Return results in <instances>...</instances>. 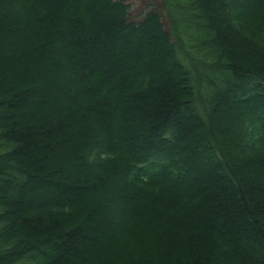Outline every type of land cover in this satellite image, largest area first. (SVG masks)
I'll return each instance as SVG.
<instances>
[{
    "label": "trees",
    "instance_id": "obj_1",
    "mask_svg": "<svg viewBox=\"0 0 264 264\" xmlns=\"http://www.w3.org/2000/svg\"><path fill=\"white\" fill-rule=\"evenodd\" d=\"M0 0V264H264V0Z\"/></svg>",
    "mask_w": 264,
    "mask_h": 264
},
{
    "label": "rangeland",
    "instance_id": "obj_2",
    "mask_svg": "<svg viewBox=\"0 0 264 264\" xmlns=\"http://www.w3.org/2000/svg\"><path fill=\"white\" fill-rule=\"evenodd\" d=\"M130 7L128 17L132 22H139L148 8L153 7L161 17L163 25L167 28L166 20L163 15L161 2L158 0H122Z\"/></svg>",
    "mask_w": 264,
    "mask_h": 264
}]
</instances>
